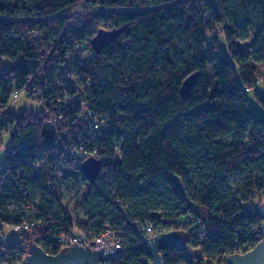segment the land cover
Segmentation results:
<instances>
[{"label": "trees", "instance_id": "16d2710c", "mask_svg": "<svg viewBox=\"0 0 264 264\" xmlns=\"http://www.w3.org/2000/svg\"><path fill=\"white\" fill-rule=\"evenodd\" d=\"M81 1L0 0V61L11 68L0 74V103L8 101L15 80L21 86L38 69L47 40L68 23L67 18H44L74 10ZM97 4L130 10L110 16V29L122 33L100 52L95 50L97 60L85 67L92 81L86 101L96 114L107 116V128L97 129L87 139L74 112L57 108L43 96L39 111L15 117L6 156L13 166L11 179L22 180L37 198L36 208L50 228L63 213L48 188L58 165L67 174V193L80 198L75 205L85 210L89 228L150 221L157 212L178 218L192 203L205 218V252L233 250L236 241L254 240L263 219L243 211L242 202L254 191L264 197V95L258 89L259 68L264 65V0H99ZM99 30L90 23L74 32V38L90 46ZM35 31L44 35L42 39L29 36ZM250 33L249 49L240 50L239 43ZM221 36L230 58L220 52ZM48 66L45 74L53 69L51 62ZM194 73L199 78L184 96L183 82ZM250 94L263 114L250 106ZM59 115L62 119H57ZM69 119L76 137L97 149L103 171L94 185L83 176L81 160L55 157L59 125L68 126ZM36 162L42 164L37 175ZM11 179L0 177V232L5 225L20 222L6 207ZM71 181L74 188L68 185ZM83 185L89 186L85 192ZM36 236L33 231L24 237L36 242ZM128 251L148 257L142 245ZM161 254L164 264H190L178 248L162 249Z\"/></svg>", "mask_w": 264, "mask_h": 264}, {"label": "built area", "instance_id": "2783aa9c", "mask_svg": "<svg viewBox=\"0 0 264 264\" xmlns=\"http://www.w3.org/2000/svg\"><path fill=\"white\" fill-rule=\"evenodd\" d=\"M98 1L82 0L74 10H65L44 18H67L68 23L60 34L47 40V48H43L41 51L43 57L38 69L33 74L27 75L21 86L15 80L11 85L8 101L4 104L0 103V140L3 135H7L11 141L15 134L13 125L15 117L25 111H31L24 109L17 114L11 112V106L22 97L37 103L41 109L42 97L45 96L57 108H64L67 113L74 112V118L77 120L76 122L82 124L87 139L97 129L107 128L105 122L107 116L96 114L88 105L85 97V92L92 84L91 77L85 67L88 63L97 60L98 53L95 52L92 45L88 46L87 43L76 40L74 32L82 30L90 23H96L100 26V30L111 31L108 23L110 16L117 12L130 10L107 8L97 4ZM2 19L5 20L6 17H2ZM18 20L25 21L26 19L20 18ZM29 36L39 40L44 35L35 31ZM49 62L53 64V69L50 73L45 74ZM10 70L9 63L0 61V74L9 73ZM39 110L32 111L37 112ZM57 119H62V115H59ZM73 123L69 119L67 121L68 126L59 125V134L54 139V144L58 146L56 159L61 158L68 162L75 160L84 162L91 157L97 158V149L92 145H87V139L76 137ZM7 145L9 153V143ZM44 163H48L47 160ZM34 165L35 175H37L42 164L36 162ZM12 167L6 162L5 157L4 163L0 165V177L5 175L8 180L11 179ZM1 173L4 174L1 175ZM66 175V172L60 169L58 165L54 167V182L48 188L55 202L61 206L63 213L58 218L56 225L51 228L46 219L40 217L36 208L39 205L37 198L36 200L32 198L31 191L26 189L22 180L17 177L11 179V189L8 193L6 207L13 214L12 216L20 218V222L5 226L12 227L13 234L19 238L10 241H3L0 238V242L3 243V246L0 247V264H21L30 255V241H27L24 236L33 231L37 236L36 242H32L37 243L48 254L61 252L65 247H72L73 243L84 248L89 246L93 250H100L105 246L110 248V245H114V248L123 249L103 264H150L149 255L148 257L144 255L134 256L128 251V248L143 246L148 239L172 231L182 230L188 234V244L199 252L197 260L203 264H219L226 261L234 253L246 254L252 251L263 239L261 230L260 234L254 235V240H247L244 244L236 241L233 250L222 249L217 253L205 252L207 238V232L203 231L205 218L200 208L192 203L183 207L184 214L178 218L163 216L157 212L151 215L152 220L150 221L131 224L125 222L121 225H117V222L116 225H113L111 222L104 224L99 230L89 228L85 224L88 221L85 210L77 209L75 198L67 193L64 180ZM5 187L2 186V189L4 190ZM242 204L243 211L258 213L264 204V197L254 191L252 197L243 201ZM81 205L80 202L79 206ZM114 213L118 214V209H115Z\"/></svg>", "mask_w": 264, "mask_h": 264}, {"label": "water", "instance_id": "95a60500", "mask_svg": "<svg viewBox=\"0 0 264 264\" xmlns=\"http://www.w3.org/2000/svg\"><path fill=\"white\" fill-rule=\"evenodd\" d=\"M122 33V29L111 31L99 30L97 35L91 40L93 48L100 52L102 48L116 39ZM199 78V73L190 75L182 86V94L188 96ZM103 171L100 160L91 157L83 162L81 172L86 180L94 185ZM262 217V241L250 252L246 254L234 253L226 261L219 264H264V204L257 213ZM144 249L149 255L150 264H164L161 251L167 248H178L184 251L190 264H198L199 252L188 244V234L185 231H172L160 236L150 238L143 244ZM122 248L102 247L100 250H93L87 246L81 247L73 243L72 247H65L61 252L48 254L37 243L30 241V255L21 264H103L113 258Z\"/></svg>", "mask_w": 264, "mask_h": 264}, {"label": "rangeland", "instance_id": "374dc122", "mask_svg": "<svg viewBox=\"0 0 264 264\" xmlns=\"http://www.w3.org/2000/svg\"><path fill=\"white\" fill-rule=\"evenodd\" d=\"M252 42V34H249V37L247 39H244L243 41H241L239 43V49L242 51L248 50L250 47V44ZM220 52L221 54L226 57V58H230L229 52L227 50V46H226V42H225V38L223 36L220 37ZM258 89L261 95H264V65H261L259 68V82H258ZM251 97V103L250 106L257 110L259 113L263 114V110L256 104V101L254 99V95L250 94ZM24 109H29V110H39L40 106L33 102L32 100H29L25 97L20 98L19 100H17L12 106H11V112L13 113H19L20 111L24 110ZM10 143V138L9 136H5L3 135L1 140H0V165L2 163H4L5 157L8 154V148H7V144ZM234 179H231V182H233ZM74 184L75 182L71 181L69 182V186L74 188ZM85 185V184H84ZM82 186L83 190L82 192H85L89 189V186L86 185ZM70 195H73V192L70 193ZM75 200H80V198H75ZM0 238L3 241H10V240H14V239H18L19 237L13 234V228L10 226H5L3 231L0 232Z\"/></svg>", "mask_w": 264, "mask_h": 264}]
</instances>
